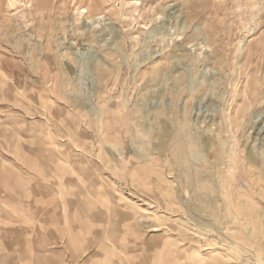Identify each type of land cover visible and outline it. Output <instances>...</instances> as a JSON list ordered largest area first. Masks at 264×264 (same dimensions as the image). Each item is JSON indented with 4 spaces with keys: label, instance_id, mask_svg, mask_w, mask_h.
Masks as SVG:
<instances>
[{
    "label": "rangeland",
    "instance_id": "obj_1",
    "mask_svg": "<svg viewBox=\"0 0 264 264\" xmlns=\"http://www.w3.org/2000/svg\"><path fill=\"white\" fill-rule=\"evenodd\" d=\"M0 264H264V0H0Z\"/></svg>",
    "mask_w": 264,
    "mask_h": 264
},
{
    "label": "bare ground",
    "instance_id": "obj_2",
    "mask_svg": "<svg viewBox=\"0 0 264 264\" xmlns=\"http://www.w3.org/2000/svg\"><path fill=\"white\" fill-rule=\"evenodd\" d=\"M217 150H218V149H217ZM215 155H216V153H215ZM253 160H255V159H253ZM254 164H255V163H254ZM251 180H252V177H251ZM248 186H249L248 188H250V189H254V185H253L252 181L248 184ZM64 187H65V186H64ZM255 189L258 190V188H255ZM255 189H254V190H255ZM16 193H17V191H16ZM231 203H233V200L230 201V204H231ZM238 215H239V212H237V211L234 212V214H233V216H234L235 218H238V217H239ZM245 217H246V214H245Z\"/></svg>",
    "mask_w": 264,
    "mask_h": 264
}]
</instances>
